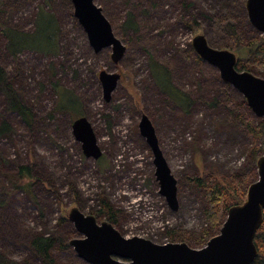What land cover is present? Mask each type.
<instances>
[{
    "label": "rangeland",
    "instance_id": "rangeland-1",
    "mask_svg": "<svg viewBox=\"0 0 264 264\" xmlns=\"http://www.w3.org/2000/svg\"><path fill=\"white\" fill-rule=\"evenodd\" d=\"M94 1L126 47L116 63L110 48H91L70 0H0V65L33 111L28 127L0 93V124L9 126L0 130V252L19 264H43L29 247L36 233L67 243L82 237L67 220L71 207L93 215L97 223L106 220L99 212L101 199L115 212L112 225L124 237L158 244L184 241L200 248L219 231L204 216V189L190 178L225 185L234 181L245 188L258 178L254 159L262 151H254L259 143L241 120L257 124L255 119L264 118L256 117L244 97L222 82L214 66L194 59L191 40L198 33L185 24L194 17L211 47L233 49L225 46L232 41L217 18L235 24L244 41L261 35L247 19L245 0ZM40 7L54 15L57 52L12 54L4 29L31 33ZM151 58L167 68L171 84L187 95V107L176 106L156 86ZM101 70L120 74L108 101L98 79ZM251 72L264 77L256 67ZM54 80L78 97L101 150L98 159L83 154L72 133L73 119L54 112ZM142 114L151 121L176 179V210L159 193L152 152L138 128ZM20 165L33 171L30 193L8 178ZM204 232L207 239L198 243ZM52 255L54 264H89L72 247L58 243Z\"/></svg>",
    "mask_w": 264,
    "mask_h": 264
},
{
    "label": "water",
    "instance_id": "water-1",
    "mask_svg": "<svg viewBox=\"0 0 264 264\" xmlns=\"http://www.w3.org/2000/svg\"><path fill=\"white\" fill-rule=\"evenodd\" d=\"M70 1L91 48L95 52L110 48L111 60L118 62L126 47L113 34L101 7L94 0ZM244 6L250 25L264 37V0H245ZM191 46L202 61L218 70L222 82L234 87L244 97L256 117L264 118V77L248 70H237L235 53L229 48L211 47L203 33L193 36ZM119 78V73L105 70L98 73L106 101ZM71 127L75 139L81 142L85 157L98 159L101 150L88 119L78 116L73 119ZM138 128L152 152L159 193L169 207L176 210V179L147 115H141ZM256 167L258 178L247 186L245 200L228 208L219 232L200 248L190 247L184 241L158 244L139 236L124 237L111 222L97 223L93 215L84 214L76 206L68 210L66 217L82 237L70 239L68 245L78 258L89 264H252L257 256L254 235L262 222L264 209V153L257 159Z\"/></svg>",
    "mask_w": 264,
    "mask_h": 264
},
{
    "label": "trees",
    "instance_id": "trees-1",
    "mask_svg": "<svg viewBox=\"0 0 264 264\" xmlns=\"http://www.w3.org/2000/svg\"><path fill=\"white\" fill-rule=\"evenodd\" d=\"M221 30L232 41L225 46L234 45L231 49L236 55V69L251 71L252 67H256L260 72L264 73V37L259 35L257 38L244 41L242 34L235 24L225 21V18L218 19ZM185 24L193 30L194 33H202V28L198 22L191 17ZM4 34L7 39V47L12 54H16L23 50H34L39 53H56L58 49V36L55 18L52 13H48L43 7L37 11L35 19V29L31 33H25L14 29L5 28ZM243 40V41H242ZM33 42L35 44H33ZM194 59L202 62L201 58L195 54ZM149 70L151 78L156 86L172 101L176 106L187 107V95L173 86L170 82V76L167 68L158 63L155 59L149 60ZM263 77V76H260ZM53 91L55 92L54 112L68 114L72 119L83 115L81 104L76 94L69 88H66L59 83L58 80L52 82ZM162 86H167L164 88ZM0 93L5 98V104L10 111L15 112L20 116L24 124L28 127L33 124L32 108L24 103L20 98L17 90L9 79L5 69L0 65ZM245 100V99H244ZM242 124L247 130V133L259 145L253 146L254 151L259 148L264 153V119H255V123L247 120H241ZM0 130L9 129L6 121H2ZM256 155L254 159V166L256 167L257 159L262 155ZM257 170V167H256ZM32 169L29 165H20L15 175H11V184L17 189H23L30 193L31 189L29 181L32 176ZM255 177V175H254ZM196 186L204 189L205 199L207 205L204 209V216L207 219L209 226L216 231H219L225 217L227 210L232 205L242 203L246 198V188L240 183L225 185L215 180L206 182L199 177L190 178ZM250 178H247L249 183ZM250 184V183H249ZM248 184V185H249ZM247 185V186H248ZM230 189L233 191L231 192ZM238 197V199L236 198ZM102 208L101 215L111 223L116 222L115 212L111 209L108 203L101 199ZM62 219H65L63 217ZM208 237V233L199 237L198 243L204 242ZM212 237V236H211ZM210 238V237H209ZM208 238V239H209ZM207 239V240H208ZM206 240V241H207ZM63 248H68L67 242H62L57 236L44 233H36L29 241L31 251L39 258L43 264H54V257L52 255L56 244ZM254 244L257 248V256L252 264H264V209L262 211V222L255 232ZM0 264H19L0 252Z\"/></svg>",
    "mask_w": 264,
    "mask_h": 264
}]
</instances>
